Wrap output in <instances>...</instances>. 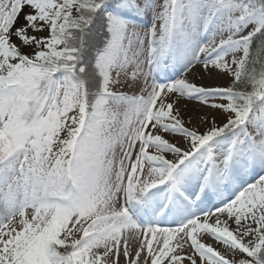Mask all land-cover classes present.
Returning a JSON list of instances; mask_svg holds the SVG:
<instances>
[{"label": "snow or ice", "instance_id": "obj_1", "mask_svg": "<svg viewBox=\"0 0 264 264\" xmlns=\"http://www.w3.org/2000/svg\"><path fill=\"white\" fill-rule=\"evenodd\" d=\"M0 264H264V0H0Z\"/></svg>", "mask_w": 264, "mask_h": 264}, {"label": "rangeland", "instance_id": "obj_2", "mask_svg": "<svg viewBox=\"0 0 264 264\" xmlns=\"http://www.w3.org/2000/svg\"><path fill=\"white\" fill-rule=\"evenodd\" d=\"M194 72L192 73V74H190L189 75V79H192L193 78V76H194ZM203 83H209V82H203ZM220 83H222V81L220 82ZM205 240H206V242H208V243H210V244H212L213 243V241L210 239V238H208V237H205Z\"/></svg>", "mask_w": 264, "mask_h": 264}, {"label": "bare ground", "instance_id": "obj_3", "mask_svg": "<svg viewBox=\"0 0 264 264\" xmlns=\"http://www.w3.org/2000/svg\"><path fill=\"white\" fill-rule=\"evenodd\" d=\"M192 79H196V77H195V74H194V76H193V78ZM209 82V83H212V81H210V80H208L207 78H205L204 80H199V79H196V82L199 84V83H203V82ZM191 106V105H190Z\"/></svg>", "mask_w": 264, "mask_h": 264}]
</instances>
